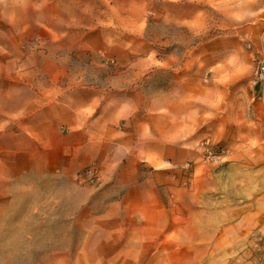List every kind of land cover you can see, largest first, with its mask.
Masks as SVG:
<instances>
[{
	"label": "rangeland",
	"instance_id": "rangeland-1",
	"mask_svg": "<svg viewBox=\"0 0 264 264\" xmlns=\"http://www.w3.org/2000/svg\"><path fill=\"white\" fill-rule=\"evenodd\" d=\"M6 1L13 22H39L35 0ZM41 2L71 37L43 71L60 66L61 91L85 78L125 117L77 141L89 167L45 148L37 175L22 160L2 176L0 264H264V0ZM149 97L151 131L133 136Z\"/></svg>",
	"mask_w": 264,
	"mask_h": 264
},
{
	"label": "crops",
	"instance_id": "crops-1",
	"mask_svg": "<svg viewBox=\"0 0 264 264\" xmlns=\"http://www.w3.org/2000/svg\"><path fill=\"white\" fill-rule=\"evenodd\" d=\"M47 3L53 4L54 1ZM43 6L45 4L39 3V0H35L32 6L41 16L34 26L27 20L16 23L10 18L13 11L20 13L22 8L12 10L6 0L0 6V20L3 21L0 23V184L2 176L5 180L7 174H12L17 166L23 164L22 160L26 161L23 165L35 167L31 172L24 170L23 174L37 175L38 167L43 163L45 148L53 158L57 155V158L51 160L52 164L59 165L60 161L68 160L70 167L77 164L79 167H89L93 162L88 154L79 156L77 141L84 138L88 143H104L103 137L107 133L120 135L119 129L125 117L116 115L115 119L110 118L106 105L97 108L98 102L92 99L91 83L86 82L85 78L82 91L73 87L62 88L61 91L57 82L65 74L60 66L57 65L49 74L43 71L44 63H50L54 53L58 58L56 64L61 61L59 48L71 38L68 34H55L56 28L61 24L49 22V19L54 18L48 16L46 8L42 10ZM31 27L37 31L34 38L25 33ZM44 30L50 35L42 36ZM38 31L41 34L38 35ZM83 32L84 35H89L86 30ZM13 36L21 41L22 47L32 48V53L20 51L17 55H12ZM82 46L83 43L77 40V49ZM160 101L163 103L161 111L168 113L166 101ZM146 103L149 111H142V116L147 122L137 118L141 115L140 112L135 117L133 113V118L126 122V126L132 128L133 136L151 131V97ZM113 108L112 104L111 109ZM153 114L155 116L159 112L154 110ZM136 120H139L138 124L135 123ZM20 143L29 144L31 149H23ZM141 161L151 165V156L147 155ZM0 190L3 189L0 187Z\"/></svg>",
	"mask_w": 264,
	"mask_h": 264
}]
</instances>
